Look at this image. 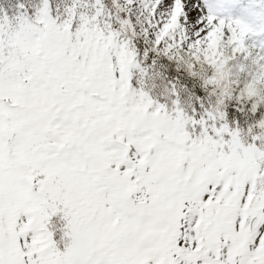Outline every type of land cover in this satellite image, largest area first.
I'll return each mask as SVG.
<instances>
[{
    "label": "snow or ice",
    "instance_id": "6c2138e0",
    "mask_svg": "<svg viewBox=\"0 0 264 264\" xmlns=\"http://www.w3.org/2000/svg\"><path fill=\"white\" fill-rule=\"evenodd\" d=\"M0 264H264V0H0Z\"/></svg>",
    "mask_w": 264,
    "mask_h": 264
}]
</instances>
